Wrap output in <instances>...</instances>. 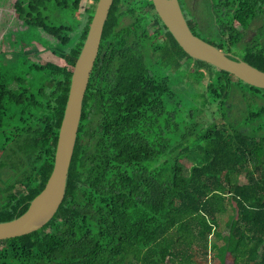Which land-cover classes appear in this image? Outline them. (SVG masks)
<instances>
[{"label": "trees", "instance_id": "1", "mask_svg": "<svg viewBox=\"0 0 264 264\" xmlns=\"http://www.w3.org/2000/svg\"><path fill=\"white\" fill-rule=\"evenodd\" d=\"M90 1L84 20L83 0L15 2L20 25L53 45L44 63L0 65V223L49 179ZM202 13L192 33L264 72V0H206ZM263 118L264 91L190 58L151 0H114L63 202L40 230L0 241V264H200L212 252L264 264Z\"/></svg>", "mask_w": 264, "mask_h": 264}, {"label": "water", "instance_id": "2", "mask_svg": "<svg viewBox=\"0 0 264 264\" xmlns=\"http://www.w3.org/2000/svg\"><path fill=\"white\" fill-rule=\"evenodd\" d=\"M154 12L180 48L193 60L231 74L243 84L264 91V72L232 58L216 46L195 36L189 29L177 0H151ZM114 0H98L86 40L72 72V79L58 131L52 171L43 191L21 217L0 223V241L29 235L44 227L63 202L68 171L76 142L89 77L96 60L103 27Z\"/></svg>", "mask_w": 264, "mask_h": 264}, {"label": "rangeland", "instance_id": "3", "mask_svg": "<svg viewBox=\"0 0 264 264\" xmlns=\"http://www.w3.org/2000/svg\"><path fill=\"white\" fill-rule=\"evenodd\" d=\"M16 1L17 0H0V65L3 64V61L4 63L8 61L16 63L18 60L20 64L22 62H28L26 60L44 63L46 60L52 58V53L46 49V47H51L53 45V39L38 30L27 29L20 25L14 12ZM90 4V0H83L78 14L80 20H84L85 11L89 10ZM202 12L201 9L198 10V14L201 16L203 15ZM186 15L189 20V15ZM258 25L259 23L257 22L255 27ZM254 30L255 28L250 30V34L246 36V39L254 34ZM234 52L239 54L242 52V48L239 47L234 50ZM235 57H238V55ZM59 63H63V61H59ZM190 70H192V67ZM189 95L192 96L191 93H189ZM234 103H236V101H234ZM250 110L256 111L257 108L251 107ZM262 121L264 122V118ZM254 128L255 127H251L250 130ZM178 186H180V183ZM196 261L200 264H232V257L228 256L223 263L219 255H217L216 252H212L206 258L196 256Z\"/></svg>", "mask_w": 264, "mask_h": 264}, {"label": "flooded vegetation", "instance_id": "4", "mask_svg": "<svg viewBox=\"0 0 264 264\" xmlns=\"http://www.w3.org/2000/svg\"><path fill=\"white\" fill-rule=\"evenodd\" d=\"M177 3H178V5H179V7L181 9V12L183 14V17H184V19H185V21H186L189 29L191 30V32H193L191 28L194 27L195 30H196V32L197 33H200L199 29L197 28V24L194 22V19H193L192 15L195 14L196 16H198V10L199 9H201L202 11L204 10L206 0H177ZM186 14L189 15V17H188L189 20L187 19V17H186L187 15ZM255 24L253 23V28H255L254 34L252 36H250L248 39H246V36L250 34V30L251 29L247 30V33H246V36H245L244 41L249 42L255 36V34H256V27H257V26L255 27ZM195 36H197V35H195ZM202 36H203L204 39H202V38L201 39L204 40V41L205 40H211V39H213V35L211 34V32L209 30H205V32L202 33ZM229 56H231V55H229ZM233 58H236V57H233Z\"/></svg>", "mask_w": 264, "mask_h": 264}, {"label": "crops", "instance_id": "5", "mask_svg": "<svg viewBox=\"0 0 264 264\" xmlns=\"http://www.w3.org/2000/svg\"><path fill=\"white\" fill-rule=\"evenodd\" d=\"M224 263V262H223Z\"/></svg>", "mask_w": 264, "mask_h": 264}]
</instances>
